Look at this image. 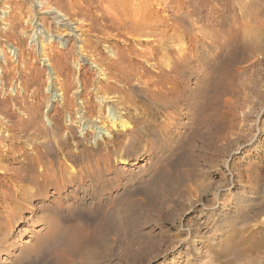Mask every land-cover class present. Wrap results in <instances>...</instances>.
Masks as SVG:
<instances>
[{"label":"rangeland","instance_id":"374dc122","mask_svg":"<svg viewBox=\"0 0 264 264\" xmlns=\"http://www.w3.org/2000/svg\"><path fill=\"white\" fill-rule=\"evenodd\" d=\"M24 2L33 18L21 38L0 40V264H264V0H182L181 22L154 0L159 18L137 37L112 38L88 12L86 49L107 58L116 44L130 74L118 82L81 68L79 41L46 21L31 41L41 14ZM184 14L222 35L216 57L197 77L185 71L177 102L129 106L121 94L154 69L136 51L185 45ZM83 103L96 120L81 117Z\"/></svg>","mask_w":264,"mask_h":264},{"label":"bare ground","instance_id":"6f19581e","mask_svg":"<svg viewBox=\"0 0 264 264\" xmlns=\"http://www.w3.org/2000/svg\"><path fill=\"white\" fill-rule=\"evenodd\" d=\"M31 1L33 2V7H35V9L38 8L37 10H35V13L41 14V17L38 18L36 17L37 19H39L40 23L34 26L32 33L29 36L31 41L36 39V35H38L42 29V28L40 29L38 25L43 26L46 21L47 25L49 26L51 25L52 29H58V31L61 30V32L58 33L59 37L65 38L67 41H69V37H74V39L79 41L78 46L76 45L77 52H79L78 65L81 66V68H84L85 66H89L94 73L100 75V77L103 78V80L105 79L106 82H110V81L118 82L120 80L124 81L127 80L128 76L130 75L125 71L126 66L122 65L123 59H122L121 51L117 46H115L116 44L114 45L112 43H109L106 46L108 49L107 51L109 52L110 55L107 58H103L102 56L98 55L96 52H94L93 48H90L91 50L90 49L87 50L86 44H84V37H82L84 36V33L82 31L83 27L88 26L87 27L88 29L86 28L87 29L86 31L90 33V30H92L91 28L93 23H96L97 19H102L104 21L109 22L108 24L112 28L113 27L115 28V34L113 33L111 34L112 38L113 36H117L123 33L127 34L128 36H136V37L146 36V35L149 36L150 33L144 31L140 27L141 23L143 21H146L147 18H153V19L159 18V15L156 12L157 10L155 8L156 5L154 4L155 3L154 0H147V2L143 4L139 3L138 5H136V7L132 6V4L130 3H127L126 0H31ZM172 1H175L176 4H172ZM181 1L182 0H159L158 5L162 4L164 5V8L170 10L171 13L168 15L169 18L172 17L173 19H175V21L177 20L178 22H181L182 14L179 11L181 8V3H182ZM0 5L3 6L2 11L0 12L3 13V16H0V23H1L0 40H3L5 42H10L12 38L15 37V35L16 37L21 38V35L17 34V31L20 25L23 23V19L26 17L32 20L33 18L31 11H29V9L26 8L25 6L24 0H0ZM92 10H95V12L93 11L94 12L93 13L94 20L92 21L93 23L88 22L86 20V19H90V20L92 19V17H90V15L88 14V12ZM179 17L181 18V20ZM184 17L187 18L188 26L190 27L183 28V30H181V33L182 34L185 33V34H183L182 36L179 34L176 35L175 37H179V36L180 38L187 37L188 41L187 43H185V45L183 46L181 45L182 47L175 50V47H173L172 45L167 44L166 46L163 43H161L163 44V46H161L160 49H157L158 48L157 46L159 44L156 41L155 43L153 42V44L148 46L147 49L136 51L135 53L136 57H140L139 59L141 61L148 63L154 69H153V74L149 76L146 74H141L139 76V77H143V76L146 77L143 81L144 85L142 83V85L137 86L133 94L129 93L128 90H125L121 94V99L124 102H127L129 106L132 105L135 108L138 107V105L141 103V99L143 98L148 99V101H150L151 104L156 105L157 103H159L161 104V106L168 105L173 101L177 102L178 96L175 95L176 90L177 87L182 83L181 82L182 80L180 79L183 75L185 76V71L186 74L195 75L197 77L200 74L201 70L203 69V66L206 65V61H208L209 58L211 59L212 58L211 56L216 57L221 45V42L219 43L218 41L222 35L219 34L217 30L212 29L211 27L212 24L209 25L208 23H204V22L201 24L199 20L196 19V17L191 18L192 16H190L189 14H184ZM25 20L26 19H24V21ZM83 21L88 24L85 23V25H83L84 24ZM209 29L212 32L211 35L209 34ZM73 31L75 34H73ZM102 32L103 34H106L108 36L107 32L105 31ZM163 33H164L163 38L166 39L174 35V34H170L168 30L166 31L163 30ZM226 34L229 33L227 32ZM244 46H246V44ZM200 47L201 49L208 47L210 52L209 55L207 54L203 55L202 53L203 51L200 49ZM258 47L259 45L257 44V42L255 43L249 42L246 48L254 52L259 49ZM42 55L44 56V60L46 61L51 60V56H49L50 53H45V54L42 53ZM19 56L21 57L20 62L23 63L24 62L22 58L23 56L20 54ZM162 57L164 58V61L162 60L163 62H161L160 60ZM50 65L53 69H55L53 64L50 63ZM138 67L141 68L142 70L143 68H145V66H138ZM24 69L26 70V68ZM150 72L152 73V71ZM55 73L56 76H58L57 71ZM132 78L137 79V74L136 75L134 74ZM80 79H81V83L85 85L87 80L84 77L83 78L81 77ZM97 82L98 84L96 86H98V90L104 95V97L106 99L112 97L111 95H109L110 93L108 92V85L99 84L100 82L98 80ZM5 83H6V78L2 69V73L0 74V85L3 86ZM140 83L141 82H139L138 84ZM131 86L133 87V85ZM65 89L66 87L64 86V90ZM179 99H181V97ZM85 106L86 105L83 103L79 107V110H81V117L88 116L86 118L93 119L94 114L92 113L94 112V110L87 109ZM94 119L96 120V118ZM97 121H98V125L96 126V128H101L106 125V122H104L101 119ZM53 126H55V128H57L58 130L60 129V127H58L57 124ZM5 211L7 212L8 210ZM230 264H232L231 261Z\"/></svg>","mask_w":264,"mask_h":264}]
</instances>
